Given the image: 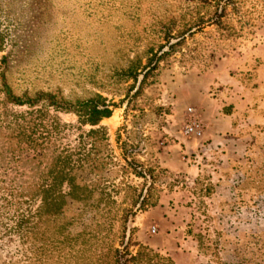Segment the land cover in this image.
<instances>
[{"label": "rangeland", "instance_id": "1", "mask_svg": "<svg viewBox=\"0 0 264 264\" xmlns=\"http://www.w3.org/2000/svg\"><path fill=\"white\" fill-rule=\"evenodd\" d=\"M0 264H264V0H0Z\"/></svg>", "mask_w": 264, "mask_h": 264}, {"label": "built area", "instance_id": "2", "mask_svg": "<svg viewBox=\"0 0 264 264\" xmlns=\"http://www.w3.org/2000/svg\"><path fill=\"white\" fill-rule=\"evenodd\" d=\"M183 132L186 136H193L197 139L205 133L204 121L194 107L188 108ZM154 231H156V228H154Z\"/></svg>", "mask_w": 264, "mask_h": 264}, {"label": "trees", "instance_id": "3", "mask_svg": "<svg viewBox=\"0 0 264 264\" xmlns=\"http://www.w3.org/2000/svg\"><path fill=\"white\" fill-rule=\"evenodd\" d=\"M154 70V67H151L145 74H144V79H143V81H142V83H145L146 81V79L148 78V75H149V73L151 72V71H153ZM127 76L130 78H135V76H136V74L135 73H133L132 71H130L128 74H127ZM139 92V91H138ZM104 108L103 109H98L97 107L94 109V113L95 114H99L100 115V117L97 119V120H94V119H92L91 121H92V123L94 124V125H96V124H98V122L103 118V117H109L110 116V114H111V110L109 109V105H107V104H105L104 103ZM105 130V128L104 127H100L99 128V130H97V131H93V133H97V132H101V131H104ZM45 198V206L46 205H48V197H44ZM50 199V198H49ZM55 215L56 214H58V213H54Z\"/></svg>", "mask_w": 264, "mask_h": 264}]
</instances>
